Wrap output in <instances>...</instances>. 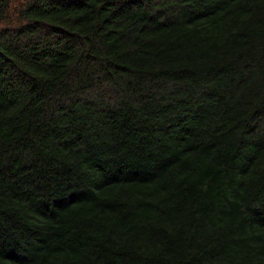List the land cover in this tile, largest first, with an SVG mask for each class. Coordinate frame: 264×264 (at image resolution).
Returning a JSON list of instances; mask_svg holds the SVG:
<instances>
[{"label": "trees", "instance_id": "16d2710c", "mask_svg": "<svg viewBox=\"0 0 264 264\" xmlns=\"http://www.w3.org/2000/svg\"><path fill=\"white\" fill-rule=\"evenodd\" d=\"M0 264H264V0H0Z\"/></svg>", "mask_w": 264, "mask_h": 264}]
</instances>
